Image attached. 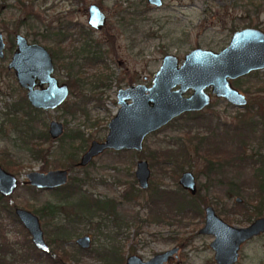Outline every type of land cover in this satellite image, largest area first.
<instances>
[{"label": "rangeland", "instance_id": "rangeland-1", "mask_svg": "<svg viewBox=\"0 0 264 264\" xmlns=\"http://www.w3.org/2000/svg\"><path fill=\"white\" fill-rule=\"evenodd\" d=\"M240 1L164 0L161 7H152L145 0H0V30L4 33L6 42L12 38L11 33L18 31L29 40L36 37L37 42L50 50L53 42L49 32L67 34L60 45L55 44L64 58L58 60L54 73L59 80L72 83V93L63 106L42 111L38 115L41 122L36 125L37 130H46L49 121L54 119L64 124L65 131L61 139L51 144L38 140L43 148L49 145L51 153L46 161L36 159L28 150L30 145L23 142L22 134L14 130L6 120L4 113L8 104L18 97H24L25 93L18 88L12 73L7 72V60H0V160L4 157L8 159L5 162L16 169L15 175L20 181L26 180V173L32 170L46 171L67 167L71 162L66 157L70 151L76 153L75 159L81 154L76 148L79 141L72 140L69 136L80 130L84 137H89L88 144L92 139H103L107 133L106 125L117 108V90L131 83L149 85L164 54H175L181 60L186 52L196 46L218 50L227 44L231 34L230 28L242 27L247 23H264V0H252L253 3L260 4L259 11L255 13V6L251 5L252 11L248 19L241 18L246 11L245 7L239 4L234 7L236 2L242 3ZM223 2L225 6H222ZM90 3H96L106 14V24L101 30H94L87 24L86 8ZM233 15L241 19L233 23ZM69 22L77 24L67 27ZM57 27L61 30H55ZM37 32L43 36H35ZM86 42L94 48L96 43L99 45L97 50L99 49L98 54L102 58L100 62L90 63L85 59L86 54L81 53V48ZM236 86L246 94L247 106L235 107L224 99L213 96L210 106L202 111L207 117L203 119V123L188 121L182 116L176 122H171L170 126L167 125L146 137L142 156L153 163L150 185L147 190L139 192L134 201L126 202L122 199V194L131 187L139 188L133 175L137 158L130 152L108 151L95 158L88 167L70 171L69 182H72V177H88L82 188L84 191L101 199L112 200L116 204L115 214L124 226L120 224L122 228L115 234L114 230L103 227L102 233L99 234L95 229L97 218L92 219L90 223L66 222L70 227L69 240L63 245V249L69 252L67 264H114L105 263L92 253L76 252L78 246L74 240L82 234L91 236L93 252L100 250L102 245L117 244L122 246L126 256L137 254L143 259H148L157 252L179 246L180 262L172 259L169 264H215L213 251L209 247L213 237L198 233L203 224V208L205 205H211L221 216L225 215V206L231 208L235 197L228 198L227 195L230 183L233 182L235 189L243 191L240 196L242 203L252 210L258 199L253 194L256 184L253 169L260 167L264 161V145L260 149V156L252 153L257 150L258 144L254 143L256 141L248 142L247 145L242 143L247 160L239 161V158H232L239 144H233L231 140L226 141L222 135L216 138L210 136V127H206L208 124L222 129L225 123L233 125L239 119L252 118L258 121L264 117V70L240 78ZM73 103H79L84 113H80L79 109L74 112L71 109ZM190 127L197 128L199 137L191 144L188 142L190 149L187 152V162L190 168L185 169L191 170L195 175L199 195L197 198L188 195L184 197V201L179 200L178 205L187 207L195 203L198 215L192 210L169 208L168 223L160 220L166 217L167 209L165 201L160 199V191L183 195L184 191L178 184L180 172L176 175L173 169L167 167L170 165H165L164 174L159 165H154L157 159L152 155L164 149L166 152L176 151L177 147L171 144L169 146V143L177 136H184V132ZM202 136H206L207 140H201ZM216 149L228 150L231 155L227 154L218 160L221 153ZM150 196L157 197L158 206L162 211L156 219L160 222L140 223L138 220H144L152 207L148 204ZM52 199L54 196L50 192H37L27 184L18 187L13 194L14 202L21 207H40ZM236 214L230 215L233 224L244 226L250 222L243 219V213ZM263 215L264 203L261 213L255 214L251 220ZM110 216L112 219L113 216ZM62 217V214L57 215L50 222L41 220L47 241L54 237V226H57ZM110 218L104 221L107 226L111 224ZM0 222L8 240L16 242L23 239V234L16 230L20 229L18 224L13 225L4 214L0 215ZM60 224L62 221L58 225ZM113 234L114 237L109 243L105 235ZM179 238L186 239L185 245L178 244ZM51 246H55V243ZM18 251L22 253V248ZM260 262H264V234L243 245L236 264ZM45 263L47 262L29 264Z\"/></svg>", "mask_w": 264, "mask_h": 264}, {"label": "water", "instance_id": "water-1", "mask_svg": "<svg viewBox=\"0 0 264 264\" xmlns=\"http://www.w3.org/2000/svg\"><path fill=\"white\" fill-rule=\"evenodd\" d=\"M147 1L155 6L162 4V0ZM87 11L88 24L94 29H101L106 20L104 12L95 3H91ZM15 38L16 49L9 66L13 68L18 82L28 89L27 100L37 108L58 106L66 98L68 86L65 83L58 84L51 76L53 64L49 52L41 45L29 44L21 34H17ZM3 48L0 31V57H3ZM259 69H264V33L254 28L235 31L229 45L219 52L194 47L186 52L181 60L175 54H166L154 73L150 86L137 84L118 91L120 108L108 124L109 131L105 141H92L80 164L85 165L92 156L107 148L140 151L144 138L151 132L184 112L200 111L208 106L211 99L207 89H211L212 94L231 104L245 105V96L232 87L229 80ZM35 79H39L40 87L44 83L47 87L33 89ZM176 86L179 88L174 89ZM187 90H192V93L184 97L183 94ZM49 133L53 139L59 137L63 133L62 122L52 120L49 123ZM135 175L140 186L147 187L149 169L146 162H138ZM26 178L31 185L51 188L64 184L67 175L65 169L47 172L36 170L28 172ZM179 183L191 193L196 192L192 172L185 171ZM16 186V177L0 166V194L9 196ZM235 199L240 201L239 197ZM15 214L29 233L35 248L49 253L50 247L44 240L38 217L24 208H16ZM205 214L204 226L199 233L215 237L210 246L215 251L214 259L217 264H233L237 259L240 244L264 231V217L257 218L248 227L240 228L223 221L211 206L205 209ZM75 242L82 248H88L90 237L83 235ZM177 250V247L171 248L155 254L148 260L132 254L127 257L125 264H166L168 257Z\"/></svg>", "mask_w": 264, "mask_h": 264}, {"label": "flooded vegetation", "instance_id": "flooded-vegetation-1", "mask_svg": "<svg viewBox=\"0 0 264 264\" xmlns=\"http://www.w3.org/2000/svg\"><path fill=\"white\" fill-rule=\"evenodd\" d=\"M146 1V3L148 4V5H150V6H152V7H161L162 5H163V3H164V0H162V4L160 5V6H155V5H153V4H150L147 0H145ZM240 1V0H239ZM240 2H242V3H239V2H236V4H234L235 6L234 7H238V4H239V6H243V7H245L246 8V11H245V13L242 15V17L241 18H244V19H248L250 16V13H251V8H250V6L251 5H254L255 6V13H258V11H259V3H257L256 4V2H254L253 3V1L252 0H248V2H243V1H240ZM91 4V3H90ZM89 4V5H90ZM96 4V3H95ZM89 5L87 6V8L89 7ZM97 5V4H96ZM222 6H225V3L223 2L222 3ZM207 7L210 9V6H208L207 5ZM87 8H86V11H87ZM100 8V7H99ZM101 9V8H100ZM102 10V9H101ZM103 11V10H102ZM104 12V11H103ZM105 14V13H104ZM105 17H106V14H105ZM240 17L239 16H237V15H233V18H232V22L234 23V21L235 20H237V19H239ZM240 18V19H241ZM75 24H77V23H67V27H72V26H74ZM87 24H88V11H87ZM105 24H106V20H105ZM105 24L103 25V27L102 28H104L105 27ZM88 26L90 27V28H92V29H94L93 27H91L89 24H88ZM67 27L65 28V29H67ZM56 28V27H55ZM54 28V29H55ZM101 28V29H102ZM243 28H254V29H256V30H259V31H261V32H263L264 33V23H259V24H249V23H247V24H245L244 26H242V27H233V28H230L231 29V34H230V36H229V39H228V42H227V44L225 45V46H223L222 48H220V49H218V50H213V49H209V50H212V51H214V52H219L220 50H222L223 48H225L226 46H228L229 45V43H230V41H231V38H232V35H233V33L235 32V31H237V30H240V29H243ZM54 29H52V30H54ZM101 29H94V30H101ZM55 30H57V31H60L61 30V28L59 29V27H57V29H55ZM1 31V34H2V37H3V42H4V48H3V57H0V60H7V63H6V70H7V72L8 73H12V75L14 76V78H15V81H16V83H17V85H18V88H20L21 90H23L24 91V93H25V95H24V97H18V99H16V100H13V102L11 103V104H8V109L6 110V113H4L5 114V117H6V120L9 122V124H11L12 126H13V129L14 130H16L17 132H19V133H21L22 135V140H23V142H25V144L27 143L28 145H30V147H29V152L31 153V155H32V157L33 158H35L34 156V153L32 154V150H31V147H32V144L34 143L35 145H36V147H34L33 148V151H35L36 150V148H38V149H46V148H48L49 147V154L51 153V150H50V146L49 145H47V147H45V148H43V147H41V143L40 142H38V140H40L41 142L43 141L42 140V138L40 137V135H41V131H44V130H37V128H36V125L39 123V122H41V120H40V118H39V114H40V112H42V111H46V110H53V109H56V108H59V107H61V106H63L65 103H66V101H67V98L69 97V95L72 93V90H71V87H72V83H71V81H61V80H59L58 79V77L55 75V73H54V71H55V66H56V64H57V62H58V60L61 58H64L63 56H61L60 55V51H58V49L55 47V44H57V46L58 45H60L63 41H64V39L67 37V34L66 33H61L60 35L59 34H57V33H55L54 31H51V32H49L50 33V35L52 36V42H53V47L52 48H50V50L48 49V48H46L43 44H41V43H39V42H37L38 41V39L36 38V37H33L32 38V40H29L28 39V37L26 36V35H24V34H22V33H20V32H18V31H15L13 34L11 33L10 34V36H12V38H10V40H9V42H6V39H5V36H4V33L2 32V30H0ZM17 34H21V35H23L26 39H27V42L29 43V44H38V45H41V46H43L44 48H46L47 49V51L49 52V55H50V57H51V60H52V64H53V71H52V73H51V76L53 77V78H55L56 79V81L58 82V84H62V83H65L67 86H68V94H67V96H66V98L62 101V103H60L58 106H56V107H54V108H48V109H43V108H37V107H34L33 105H31L30 103H29V101L27 100V96H26V94H27V91H28V89L26 88V87H24V86H22L19 82H18V80H17V78H16V75H15V72H14V70H13V68H11L10 66H9V64H10V62H11V59H12V56H13V53H14V51H15V49H16V35ZM43 36V34H40L39 32H37L36 34H35V36ZM57 36V37H56ZM41 40V39H40ZM91 45L88 43V42H86L85 44H84V46H83V48H81V53L82 54H86V56H85V59L87 60V61H89L90 63H93V62H91L90 61V57H91V55L90 54H88L87 55V51L88 52H94V51H96L97 50V47L99 46V45H97V43L94 45L95 46V48L94 47H90ZM196 47H201V46H196ZM194 48V47H193ZM202 48H204V47H202ZM205 49H208V48H205ZM98 52H100L99 51V49L97 50ZM190 51V50H189ZM54 52H55V55H54ZM167 54H169V53H167ZM166 54H164L163 56H162V58L165 56ZM177 56V55H176ZM178 57V56H177ZM179 58V57H178ZM95 60V62L94 63H98V61H96V59H94ZM101 60H102V58H101ZM100 60V61H101ZM99 61V62H100ZM161 61H162V59H161ZM160 65H161V63H160ZM159 65V66H160ZM159 68V67H158ZM158 70V69H157ZM156 70V71H157ZM262 70H264V69H262ZM155 71V72H156ZM258 71H260V69L259 70H254V71H250L249 73H247L246 75H248V74H250V73H254V72H258ZM154 72V73H155ZM154 73H153V75H152V78H151V82H150V84L148 85V84H145V83H131V84H129L128 86H126V87H124V88H120V89H118L117 90V92H116V105H117V108H116V111H115V113L112 115V117L109 119V121H108V123H107V125H106V128H107V133H106V135L104 136V138L103 139H99V140H96V139H92V140H90V142H89V144H88V140H89V137H84V134L82 133V137L86 140V142H85V144L83 145V146H80L81 145V138L80 137H71V136H69L70 137V139H72V140H77V141H79L78 142V145H77V150H79L80 152H81V154H80V156L77 158V159H75L76 158V156H75V152L74 151H70L68 154H67V158L68 159H70L71 160V162L68 164V166L67 167H65V168H55V169H65L66 170V175H67V180H66V182L64 183V184H62V185H59V186H55V187H51V188H39V187H36V186H34V185H31V184H29L28 182H27V178H26V180H22V181H20V180H18V178L16 177V175H15V172H16V169L14 168V171H10L5 165H3L4 163L2 162V161H7L6 160V157H4V159L3 158H1V160H0V166H1V168L2 169H4L5 171H7L8 173H11V174H13L15 177H16V179H17V186H16V188H15V190L18 188V187H20V186H24V185H30V186H32L33 187V189L34 190H36L37 192H43V191H48V192H50L51 193V195H53L54 196V199H52V200H49V201H46V202H44V204L43 205H41L40 207H35L38 211H33L32 209H30V208H27V207H21V206H19V205H17L15 202H14V200H13V194H14V192H15V190L13 191V193L11 194V195H9V196H4V195H1L0 194V196H2L3 198H5V199H7V201H4L5 203L7 202L8 204H9V207L13 210V213H14V215H15V219L13 218V217H9L6 213H5V211L4 210H2V211H0V215H2V214H4V216L5 217H7L10 221H11V223L13 224V225H15V224H18L19 226H20V229L18 228V229H16V230H18V232L22 235V232L20 231L21 229H23L25 232H27L26 231V229L23 227V225L21 224V222L19 221V219H18V217L16 216V214H15V209L16 208H24V209H27V210H30L31 212H33L37 217H38V219H39V222H40V226H41V220L43 219H45V220H47V221H51V220H53V219H51V218H49V216L48 215H44V214H46L47 213V210L46 209H44L43 210V207H44V205H46V204H48L49 202H54V201H56L57 200V198H59V197H62V196H64V194L66 195V194H68V199H69V201L71 202V203H77L81 198H88V199H93V200H97V201H100V202H102V204L104 203V202H109V204H111L113 207H114V211L116 212V209H117V207H116V204L114 203V202H112V200H107V199H101V198H99V197H95L93 194H88L86 191H84L82 188H83V185L88 181V177H84V178H79V177H72V182H69V180H70V171L71 170H74L75 168H82V169H84V168H86V167H88L90 164H92L93 163V161H94V159L95 158H97L98 156H101V155H103L104 153H106V152H108V151H111V152H115V153H126V152H130V153H132V154H134L135 156H136V162H135V169H134V172H133V175H134V178H135V180H136V182H137V184H138V187L139 188H135L134 186L133 187H131V189L130 190H128V191H126V192H124L123 194H122V199H123V201H134L135 199H136V196H138V194H139V192H142V191H145V190H147L148 188H149V185H150V183H149V179H150V176H151V167H152V162H148V160H146L143 156H142V154H143V149H144V144H145V139H146V137L148 136V135H150V134H152V133H155V132H158L159 130H161L162 128H165V126H167V125H169L170 126V123L172 122H176L178 119H181L182 118V116L184 117V118H186V116H184V115H186V114H192V113H201V116L203 117V118H207L205 115H204V113L202 112L206 107H208V106H210V104H211V101H212V98H213V96L214 97H216L214 94H212L211 93V89H207L206 90V92L207 93H209L210 94V99H211V101H210V104L208 105V106H206V107H204L202 110H200V111H190V112H184V113H182V114H180L179 116H177V117H175V118H173V119H171L169 122H167L165 125H163L162 127H160L159 129H157L156 131H153V132H151L150 134H148L145 138H144V140H143V146H142V149L140 150V151H137V150H135V149H122V150H115V149H112V148H107V149H105V150H103V151H101V152H99V153H97V154H95L94 156H92L91 157V159L85 164V165H81L80 164V161H81V158H82V156L86 153V151L88 150V148H89V146H90V144H91V142L92 141H97V142H104L105 141V139H106V136H107V134H108V131H109V129H108V124H109V122H110V120L116 115V113H117V111H118V109L120 108V104L118 103V98H117V94H118V91L119 90H121V89H126L127 87H129V86H131V85H137V84H145V85H147V86H150L151 85V83H152V79H153V76H154ZM246 75H243V76H238V77H236V78H234V79H230L229 81H230V83H231V85H232V87H234V88H236L240 93H242L244 96H245V99H246V104L245 105H243V106H237V105H234V104H231V103H229L228 101H226L224 98H219V99H224L228 104H230V105H232V106H235V107H245V106H247L248 105V99H247V96H246V94L245 93H243V92H241L239 89H238V87L236 86V83H237V81L240 79V78H242V77H244V76H246ZM38 83H39V79H35V85H33V89H40V88H46L47 87V84L46 83H44L43 85H42V87H40L39 85H38ZM27 84H28V82H27ZM179 88V86H176L174 89H178ZM187 92H189V94H186ZM192 93V90H187L184 94H183V96L184 97H187V96H189L190 94ZM216 98H218V97H216ZM127 102H130V100H127ZM71 109L73 110V111H75V110H82V111H84L83 109H81L80 108V106H79V103H73V104H71ZM17 109H19L18 110V120H16V122L14 123H11L10 122V120H9V118L11 117V116H13V115H11V111L12 110H17ZM29 111L30 112V116H32V118L30 119L32 122H33V124H34V129L33 130H29L28 131V133L26 134V132H24L23 131V127H24V124H25V111ZM69 111H70V109H69ZM72 111V112H73ZM84 113V112H83ZM251 117V116H250ZM260 120H256V119H252V118H244V119H239L237 122H236V124H233V125H230V124H227V123H225V124H223V128L221 129L220 127H218V126H211V125H206V127H210L209 128V130L211 131V133H210V136H212V137H214V138H216V137H221V135H222V137H224V139L226 140V141H228L229 142V140H231L232 142H233V144H235V142H236V145L237 144H239L238 146H240V145H242L241 143H246V145L248 144V142H253V141H256V142H254V143H257L258 145H257V150H255V152H252L253 154H256V155H262L261 154V152H260V149L262 148V145H264V117L262 116V118H259ZM52 120H54V119H52ZM52 120H50L49 121V123L52 121ZM56 121H58V120H56ZM61 122V121H60ZM49 123H48V126H47V129H46V132H47V134H48V137H49V140H46V141H43V142H47L48 144H51L52 142H54V141H57L58 139H61L63 136H64V131H65V126H64V124H63V133L59 136V137H57V138H55V139H53L51 136H50V133H49ZM171 123V124H172ZM13 124H15V126L13 125ZM43 124H45V122H43ZM218 131H220V132H218ZM215 133V134H214ZM212 134V135H211ZM219 134V135H218ZM31 137V138H30ZM181 138L182 136H177L176 138H175V140L174 141H171L170 143H169V146H170V144H171V146H175V143L177 142V140H178V138ZM236 139V140H235ZM33 140H35V141H33ZM236 149H237V147H236ZM189 152V151H188ZM234 152H238V149H237V151L235 150ZM241 155H242V153H243V155H245L246 154V151H245V149H243V147H241ZM49 154L48 155H46V158L49 156ZM185 154V152H182V151H179V150H176V151H172V150H169V151H165V149L162 151V152H158V151H156L155 152V154L154 155H152V157L155 159H157L156 160V163L154 164V165H159L160 166V168L163 170V172H164V174H165V165H170V166H167V167H170V169H173V171H174V173H176V175H178V173H179V178H178V184H179V187H180V189H182L183 191H184V193H183V195H178V194H176V193H174V192H171V191H160V199H163L164 201H165V204H166V207H167V209H165V216L166 217H163V218H161L160 220H164L165 222H168L169 223V216L167 215V210H169V208H173V207H177L179 210H185L187 207H183V206H179L178 205V201L179 200H185L184 199V197H186V196H194V197H198V187H197V181H196V177H195V175L193 174V172L191 171V170H189V169H185V168H182L180 171H178V167L177 166H179L178 164H179V160H181V159H183L184 157H183V155ZM198 154V153H197ZM227 154L229 155H231V153L230 152H227ZM233 154V153H232ZM188 155V153L186 154V156ZM236 153H234L233 155H232V158H236ZM75 156V157H74ZM169 158H171V159H173V160H177V162H174V161H172V163H170L169 164ZM175 158V159H174ZM179 158H181V159H179ZM36 159H40V160H42L41 158H36ZM44 161V160H43ZM141 161H144V162H146V164H147V167H148V169H149V178H148V185H147V187H142V186H140V184H139V181H138V179H137V177H136V175H135V172H136V170H137V165H138V162H141ZM7 163V162H6ZM8 164H10V163H8ZM212 164V162H210V165ZM172 167V168H171ZM190 168V167H189ZM49 170H53V169H49ZM32 171H36V170H32ZM39 171H42V170H39ZM48 170H46V171H42V172H47ZM185 171H190V172H192V174L194 175V178H195V183H196V192L193 194V193H191L188 189H186V188H184L180 183H179V179H180V177H181V175L185 172ZM14 172V173H13ZM29 172H31V171H29ZM28 173V172H27ZM26 173V174H27ZM26 176V175H25ZM229 190H228V192L230 191V190H233L234 189V184H233V182H231L230 183V187L228 188ZM232 196H234V195H232ZM231 196V197H232ZM231 197H228V198H231ZM236 197H239L240 198V201H236ZM156 198L157 197H155V196H150L149 197V205L150 206H152L151 208H149V213L147 214V216L145 217V219L144 220H138L140 223L141 222H146V223H151V221H158V222H160L159 221V219H156L155 217V219L153 218V205H154V203H153V200H155V202H156V205L158 206V200H156ZM233 202H232V205H231V208H227V206H225V215H223V216H221V214L218 212V211H216L214 208H213V206H211V205H205L204 206V208H203V224H202V226L198 229V233H199V231H200V229L204 226V222H205V209L208 207V206H211L212 208H213V210H214V212L223 220V221H225L227 224H229V225H231V226H236V227H240V228H245V227H248L254 220H256L257 218H261V217H264V215L263 216H258V217H255L254 219H252L251 220V218L252 217H254V215H252V216H248V215H242V217H243V219L245 220V221H250L249 223H247L246 225H244V226H237V225H235V224H233V220H232V218L230 217V215H237L236 213H238V212H240L239 210L237 211L236 209H235V207H234V204H243L242 202H243V199L240 197V196H235L234 198H233ZM192 202V201H191ZM193 203V202H192ZM195 203H193L191 206H189L190 207V209H187V210H192V209H195L196 207H195ZM244 206H245V204H244ZM191 207H192V209H191ZM158 211H162L161 209H160V207L158 206ZM160 212H158V213H160ZM44 215V217H42L41 215ZM196 214L198 215V212H197V210H196ZM100 215H102V213H100ZM64 216V215H63ZM116 216H118L117 214H116ZM199 216H202V214H199ZM66 217V216H65ZM136 217V216H135ZM160 217V216H159ZM46 218H48V219H46ZM71 218H74V216L73 215H71ZM70 218V219H71ZM100 216H98V219H99V221H100ZM66 219H69V218H66ZM135 219H137V218H135ZM119 220V218L117 217V221ZM81 221H85L86 223H90L91 221H92V219L91 220H76V223H79V222H81ZM84 222V223H85ZM98 222V221H97ZM119 223V229H121L122 228V226H124V224L119 220L118 221ZM122 226H121V225ZM3 226V224L0 222V239H1V235L2 236H4L5 235V237H6V240H7V242L9 243V244H11L12 245V247L14 248V249H16L17 250V252L18 253H20L18 250H20V248H22L21 247V244H22V240H17L16 242H11L10 240H8V237L6 236V232L4 231V227H2ZM110 226H111V224L109 225L108 224V226H107V228H109L110 229ZM103 227H106V226H104V223L101 225L100 224V227H99V225H96V228L95 229H101V228H103ZM41 229H42V227H41ZM118 229V230H119ZM113 230V229H112ZM42 231H43V229H42ZM117 231V230H116ZM115 229H114V234H115ZM101 233H102V231H101ZM101 233H99V234H101ZM118 233H119V231H118ZM27 234H28V237H29V239H30V242H31V244L33 245V243H32V241H31V238H30V235H29V233L27 232ZM114 234H113V236H111V239L114 237ZM199 234H201V233H199ZM264 234V231L263 232H261L260 234H258V235H255V236H253V237H251V238H249V239H246V240H244L241 244H240V246H239V249H238V251H237V259H236V261L233 263V264H236L237 262H238V260H239V257H240V252H241V249H242V247H243V245L245 244V243H247V242H249V241H251L252 239H254V238H256V237H260V236H262ZM83 235H88L89 237H90V246L88 247V248H82V247H80L78 244H76V242H75V240L78 238V237H80V236H83ZM204 235H211V234H204ZM43 236H44V232H43ZM106 236V238H108V240H109V243H110V238L108 237L109 235H105ZM212 237H213V239L211 240V242L215 239V237L213 236V235H211ZM115 239H116V237H115ZM44 240L46 241V243L49 245V247H50V252H51V250H52V246H51V244L49 243V239H48V241L45 239V237H44ZM75 240H74V242H75V244L78 246L76 249H78V250H80V252H78V253H84V254H91V252H92V254H95L96 255V253H98V252H102L103 251V249L106 247V246H103L102 245V247L100 248V250H98V251H95V252H93L92 251V238H91V236L89 235V234H82V235H79V236H77L76 238H75ZM186 241V240H185ZM184 241V242H185ZM210 242V243H211ZM179 245H185V244H180V243H178ZM107 245H109V244H107ZM110 245H112L113 246V244H110ZM115 245V247L117 248V249H119V250H121L122 252H124V250H123V248H122V246L121 245H117V244H114ZM33 247L35 248V246L33 245ZM174 247H177V251L175 252V253H173L172 255H170L169 257H168V260H167V263L166 264H169V262L172 260V259H174L177 263L178 262H180V258H179V252H180V247L179 246H173V247H171V248H174ZM209 247L212 249V251H213V260H214V262H215V264H217L216 263V261H215V259H214V256H215V251L213 250V248L210 246V244H209ZM106 248H108V249H110L111 250V246L110 247H106ZM171 248H168V249H166V250H164V251H162V252H165V251H167V250H170ZM23 248H22V254H23ZM35 250L36 251H38V252H40V253H43V252H41V251H39L38 249H36L35 248ZM88 251H91L90 253H87ZM49 252V253H50ZM162 252H157V253H162ZM157 253H155V254H157ZM45 254H47V253H45ZM124 254H125V252H124ZM154 254V255H155ZM129 255H132V254H129ZM129 255H127L126 256V254H125V259H124V261L123 262H121V263H116V262H113V259H109V260H107V259H105V258H101L100 256V258L105 262V263H114V264H125L126 263V260H127V257L129 256ZM137 255V254H136ZM154 255H152V256H154ZM97 256V255H96ZM151 256V257H152ZM150 257V258H151ZM150 258H148V259H150ZM143 259V258H142ZM148 259H143V260H148ZM259 264H264V262H260Z\"/></svg>", "mask_w": 264, "mask_h": 264}, {"label": "trees", "instance_id": "trees-1", "mask_svg": "<svg viewBox=\"0 0 264 264\" xmlns=\"http://www.w3.org/2000/svg\"><path fill=\"white\" fill-rule=\"evenodd\" d=\"M90 54L91 57L89 58L91 62H95L94 59H96V61H100L101 60V56L100 54H98V51H94L92 52H88L87 51V55ZM55 55V52H54ZM18 110H12L10 113L11 116L9 118L11 123H15L16 120H18ZM77 111V110H75ZM74 111V112H75ZM84 111H80V113H83ZM25 124L24 127L22 128L24 132H26V134L28 133L29 130H33L34 129V124L33 122L30 120L32 118V116H30V112L27 110L25 111ZM186 119L188 121H192L195 123H203V117L201 116V113H192V114H186ZM15 126V124H13ZM196 129V130H195ZM71 137H80L81 138V145L83 146L86 142V140L82 137V133L80 132V130L74 132L72 135H70ZM40 137L42 138L43 141L49 140L48 134L46 132V130L41 131V135ZM199 134L197 133V128H189L184 132V136H182L181 138L179 137L177 142L175 143V146L177 147V150L185 152V154L183 155V159L179 160V166L178 167V171H180L182 168L185 167H189V163L187 162V160L189 159L188 156H186L187 152L189 151V144L188 142L191 144L195 138H198ZM31 138V137H30ZM206 139V136H202L201 140ZM242 144V143H241ZM36 147V145L33 143L31 150H32V154L34 153V157L35 158H41L42 160L46 161V155L49 154V147L46 149H38L36 148L35 151H33V148ZM241 147L242 145L238 146V152H236V158L239 161H246L247 158L243 155H241ZM236 149V151H237ZM219 150L218 152H220L221 154L220 157L218 158V160H221L223 157H225L227 155V152H229L228 150H224V149H216ZM175 159V158H174ZM169 160V164L172 163V161L177 162V160H173L171 158L168 159ZM10 171H14V168L10 166V164L6 163L5 161H2ZM255 162V161H254ZM253 162V163H254ZM253 177L256 179V184H255V188H254V195L257 196V203L253 206L252 210H249V208H246L244 206V204H234L235 209L238 211V209H240L239 211L241 213H243V215H248L249 217L255 214H260L261 213V209H262V204L264 203V161L262 162L260 167L254 168L253 169ZM243 193L242 190L240 189H233L230 190L229 192H227L228 197H231L232 195L234 196H241ZM68 194H64V196L57 198L56 201L54 202H49L48 204L44 205L43 210L46 209L47 213L44 215H48L49 218L53 219L55 218V216L57 215H64L62 218L59 219V222H57V226H54V237L49 239V243L53 244L55 243V246L52 247V250L50 253H40L38 251L35 250V248L33 247V245L30 242V239L28 237L27 232H25L23 229H21L20 231L23 234V239H22V244L21 247L24 249L23 254L22 253H18L16 249H14L12 247L11 244H9L6 240L5 235L2 236L1 235V239H0V264H29L31 262L33 263H43V262H47L45 264H62V263H67V261H69V252L66 249H63V245L67 244L69 237L68 235H70V227L68 226V224L66 222L68 221H72L76 223V220H91L94 218H97V225L100 224L102 225L104 223V226L107 227V224L104 222L106 219H109L112 215V219L111 221V226L110 229H115L118 230L119 228V224H117V216L115 214L114 211V207L109 204V202H104L102 204V202L97 201V200H93V199H88V198H81L77 203H71L69 201V199L67 198ZM4 201H7V199L3 198L2 196H0V211L4 210L5 213L9 216V217H13L15 219V215L13 213V210L9 207V204ZM153 218H157L159 217V213L160 211H158V206L156 205L155 200H153ZM27 208L32 209L33 211H38L36 208L34 207H30V206H26ZM186 209H190L189 206H187ZM192 209V207H191ZM193 213L196 214V210L192 209ZM100 213H102V215H100ZM44 215L42 214L41 216L44 217ZM71 215L74 216V218H71ZM66 216V217H65ZM98 216H100V221L98 219ZM69 218V219H66ZM71 218V219H70ZM154 218V219H155ZM62 221V224L58 225L60 222ZM64 221V223H63ZM98 233H101V229H97ZM111 240V236H108ZM186 239H182L179 238L178 239V243L180 244H184V241ZM106 247H110L109 245H106ZM104 248L102 252H98L96 253L97 256H100L102 259L105 258L107 260H109L110 258L113 259V262L116 263H121L124 261L125 259V254L124 252H122L121 250L117 249L115 247V245L113 244V246L111 245V250L108 248ZM76 252H80V250L77 249ZM91 251H88L87 253H90ZM92 253V252H91Z\"/></svg>", "mask_w": 264, "mask_h": 264}]
</instances>
